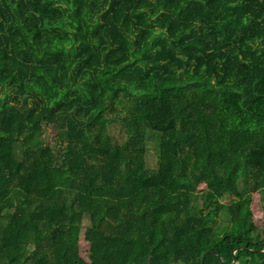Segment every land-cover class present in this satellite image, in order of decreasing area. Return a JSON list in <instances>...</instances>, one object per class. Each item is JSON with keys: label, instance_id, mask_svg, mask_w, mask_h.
<instances>
[{"label": "trees", "instance_id": "obj_1", "mask_svg": "<svg viewBox=\"0 0 264 264\" xmlns=\"http://www.w3.org/2000/svg\"><path fill=\"white\" fill-rule=\"evenodd\" d=\"M254 194L264 0H0V264H264Z\"/></svg>", "mask_w": 264, "mask_h": 264}, {"label": "rangeland", "instance_id": "obj_2", "mask_svg": "<svg viewBox=\"0 0 264 264\" xmlns=\"http://www.w3.org/2000/svg\"><path fill=\"white\" fill-rule=\"evenodd\" d=\"M48 139H49L51 144L57 145L53 139V136L50 134V132H48ZM158 142H159V136L158 135L149 134V136H148L149 148H148V151L146 154L147 167L149 169L157 168L159 165V159L157 156ZM231 199L232 198H227L225 200V202L229 203V202H231ZM251 211H252V214L254 217L255 224L260 228L264 227V210L260 206L259 196L257 194L253 195L252 203H251ZM87 221H88V218L85 219V223ZM80 244H81L82 254L87 257V251H88L89 244L84 239L83 235L80 239Z\"/></svg>", "mask_w": 264, "mask_h": 264}, {"label": "water", "instance_id": "obj_3", "mask_svg": "<svg viewBox=\"0 0 264 264\" xmlns=\"http://www.w3.org/2000/svg\"><path fill=\"white\" fill-rule=\"evenodd\" d=\"M264 252V251H263Z\"/></svg>", "mask_w": 264, "mask_h": 264}]
</instances>
